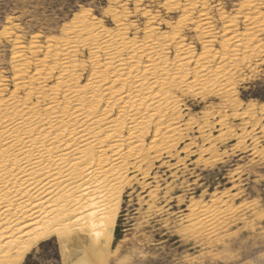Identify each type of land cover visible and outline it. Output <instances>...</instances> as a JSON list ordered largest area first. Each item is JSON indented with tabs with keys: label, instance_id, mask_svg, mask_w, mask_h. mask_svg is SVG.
I'll list each match as a JSON object with an SVG mask.
<instances>
[{
	"label": "rangeland",
	"instance_id": "374dc122",
	"mask_svg": "<svg viewBox=\"0 0 264 264\" xmlns=\"http://www.w3.org/2000/svg\"><path fill=\"white\" fill-rule=\"evenodd\" d=\"M263 99L264 0H0V194L39 202L0 264H264ZM75 142L97 182L8 161ZM101 186L106 244L72 211Z\"/></svg>",
	"mask_w": 264,
	"mask_h": 264
},
{
	"label": "bare ground",
	"instance_id": "6f19581e",
	"mask_svg": "<svg viewBox=\"0 0 264 264\" xmlns=\"http://www.w3.org/2000/svg\"><path fill=\"white\" fill-rule=\"evenodd\" d=\"M79 138H81V136ZM91 141L92 140H90L89 143ZM87 144H88V142H86L84 144H80L78 142L77 143L75 142V143H73V145H69V146L67 144V147L70 149V151L68 153L63 152L65 159L61 158L59 156V154L53 155V154H49L48 152H47L48 153V156H47V155L43 154L42 151H40L38 154L34 155L37 152L34 153L31 151L32 149H30V150H26V151L21 150L23 156L18 157L19 155L18 156L16 155L18 158L13 157L11 160H8V161L10 162V164L13 162L14 164H17L19 168L23 169L22 172L26 174L25 181H30L31 178L34 176L33 174L35 173V170L39 167H42L41 171L43 174L48 175V176H53L56 179H60L64 175V172L66 170H70L71 173H75L76 176L81 177V178H79V180L81 182H83V181L97 182L98 181L97 179H92L95 177V174H98V172L96 170H95V174L89 175V177H88V176H86V170L84 168H83L84 170L77 168V166H80V162H82V161L86 162V159H83V155L87 149V146H86ZM88 145H90V144H88ZM113 145L116 146L115 144H113ZM20 147L21 146H19V148ZM22 147H21V149H22ZM57 148H59V147L57 146ZM16 152H17V150H16ZM17 154H18V152H17ZM50 156H51V158H50ZM84 156H86V155H84ZM115 159H118V156ZM45 160H48L50 165L44 166ZM4 165H6V164H4ZM51 165H56V167H55L56 170ZM28 167H31V168H28ZM35 167H36V169H33ZM6 178H7L6 172L0 173V182L3 183ZM82 185L83 184L79 185L78 191L81 192V194H80L81 196H83V195L87 196V194L90 193L91 190L88 191L85 189H81ZM45 187H46V185H41L40 183H38L36 185H33L32 189L35 192H37L36 196H38L41 194L42 189H44ZM103 188L104 187L101 186V187H98L97 189H93V190H95V192L97 194H99L98 198H100V200L95 201V200H93V198H89V200H88L89 204L86 206V207L90 208V212L88 214L83 215L82 210H80L81 208H75L72 210V211H76V212L79 211V215L76 218L77 220L80 221L84 218L86 219V221L84 222V225L89 228L94 240L97 239L99 244H101V243L106 244V243L110 242V240L112 239L113 224L115 221V219H113L112 217H110L109 215L104 213V211L107 207V203L113 204V205H114V203L113 202H105L104 197L107 194V192H109V190H108L109 188L108 189L107 188L103 189ZM13 189H14V193H13L14 195L12 198L6 194H4V197H3L0 194V196L3 197L0 199V221H2V223L12 224V226L20 223V221L21 222H23V221L27 222V221H30V219L31 220L34 219V216H33L34 210H35V207L39 204V202H37V198H35V196H34V192L22 193L21 187L18 185H15V184L13 185ZM7 192H8V190H7ZM11 192H13V190ZM0 193H1V191H0ZM86 196H85V198H86ZM17 197H19V198H17ZM78 201H81V200L79 199ZM10 209H14V211L11 214L6 213ZM61 213H63V215H67L68 212L66 210H64ZM59 216H61L60 213H58L53 218L54 221H57ZM51 221L42 223L40 225V227L37 226V228H39V229H37L36 234L32 238L25 239L24 241H22L23 244L21 246H18V253L22 254L27 249H29L35 242H37V241L49 236L51 233H53L55 231L53 224H55V223L51 222ZM26 225H28V224H26ZM22 227L23 226H17L15 228L11 227V229H13V232L15 230H18V232L21 233ZM2 246H3V244H2ZM7 246H9V244ZM92 246H94V245H92ZM86 261H87L86 257H81L74 264H84Z\"/></svg>",
	"mask_w": 264,
	"mask_h": 264
},
{
	"label": "trees",
	"instance_id": "16d2710c",
	"mask_svg": "<svg viewBox=\"0 0 264 264\" xmlns=\"http://www.w3.org/2000/svg\"><path fill=\"white\" fill-rule=\"evenodd\" d=\"M44 244L45 242L41 243L40 246H43ZM51 259L54 260L55 262H59V255H58L57 249L54 251V254L52 255Z\"/></svg>",
	"mask_w": 264,
	"mask_h": 264
}]
</instances>
